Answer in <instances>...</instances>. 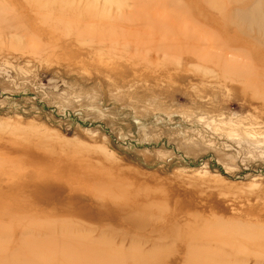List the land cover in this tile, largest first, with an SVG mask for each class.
<instances>
[{"label":"rangeland","instance_id":"rangeland-1","mask_svg":"<svg viewBox=\"0 0 264 264\" xmlns=\"http://www.w3.org/2000/svg\"><path fill=\"white\" fill-rule=\"evenodd\" d=\"M0 264H264V0H0Z\"/></svg>","mask_w":264,"mask_h":264}]
</instances>
